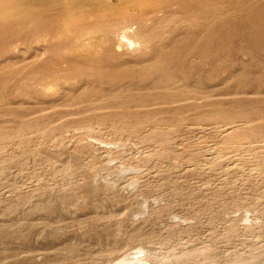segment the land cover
Here are the masks:
<instances>
[{
	"label": "rangeland",
	"instance_id": "1",
	"mask_svg": "<svg viewBox=\"0 0 264 264\" xmlns=\"http://www.w3.org/2000/svg\"><path fill=\"white\" fill-rule=\"evenodd\" d=\"M106 1L0 0V264H264V0Z\"/></svg>",
	"mask_w": 264,
	"mask_h": 264
},
{
	"label": "bare ground",
	"instance_id": "2",
	"mask_svg": "<svg viewBox=\"0 0 264 264\" xmlns=\"http://www.w3.org/2000/svg\"><path fill=\"white\" fill-rule=\"evenodd\" d=\"M72 2H73L74 6H82V7L87 6L90 8L92 6H96V7L107 6L106 0H72ZM248 19H249V24L247 25V27L249 26L251 31H254L258 34H263L260 36L262 37V40L264 42V28H262L260 16L257 14L254 15L253 17L248 15ZM131 30L132 29L130 26L125 27L124 30H122L123 32H122L121 38H120V42L122 41V45H123V43H125V45L130 47V48L135 46V45H138L137 43H135L134 37L136 38V37H138L139 34H141L139 31L136 34L137 30L132 31L130 33L129 31H131ZM129 255H126L125 257L118 260L114 264H146L144 250L140 249L137 252L135 251L134 253H132L133 257H130Z\"/></svg>",
	"mask_w": 264,
	"mask_h": 264
}]
</instances>
